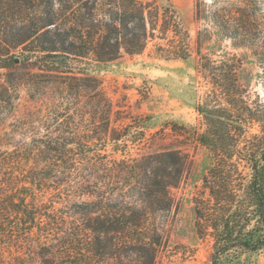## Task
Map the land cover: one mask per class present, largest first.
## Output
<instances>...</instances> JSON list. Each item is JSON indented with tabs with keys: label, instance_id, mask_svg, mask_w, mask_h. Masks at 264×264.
Segmentation results:
<instances>
[{
	"label": "trees",
	"instance_id": "obj_1",
	"mask_svg": "<svg viewBox=\"0 0 264 264\" xmlns=\"http://www.w3.org/2000/svg\"><path fill=\"white\" fill-rule=\"evenodd\" d=\"M171 6L168 11L145 0H0V68L12 70L0 82L1 112L14 105L31 74L59 83L65 99L61 95L58 100L66 108L81 109V116L86 112L84 92L91 90L98 118L86 131L87 139L77 137V112L61 120L55 111L43 134L15 144L0 140V264H28L31 230L38 219L34 208L45 206L64 187L79 190L80 199L87 197L76 205L86 211L132 210L88 212L87 229L93 232L88 250L106 249L107 240L120 245L113 240L128 239L140 255L137 264L154 263L159 228L142 220L140 210L171 208V188L181 181L186 155L166 149L134 159L100 158L99 144L119 142L123 132L111 129V102L99 77L83 65L89 59L108 62L144 51L159 22L161 32L173 33L168 44L158 46L161 55L190 57L189 34ZM256 10L240 0L220 28L234 45L253 47L262 56ZM219 57L201 53L198 64L210 88L196 106L206 124L197 139L213 160L202 178L207 197H195L197 231L213 240L212 264H254L251 257L264 250V102L259 95L256 103L250 100L249 89L240 82L242 59L232 52ZM33 84L39 91L46 86ZM69 236L72 241L80 233ZM66 242L68 251L73 249Z\"/></svg>",
	"mask_w": 264,
	"mask_h": 264
},
{
	"label": "rangeland",
	"instance_id": "obj_2",
	"mask_svg": "<svg viewBox=\"0 0 264 264\" xmlns=\"http://www.w3.org/2000/svg\"><path fill=\"white\" fill-rule=\"evenodd\" d=\"M145 1L168 8V11L174 9L171 4L175 6L189 34L191 56L182 59L161 55L158 46L168 44L173 33L161 32L159 22L144 51L123 53L108 62L89 59L83 65L87 73L99 77L111 102V129L123 132L119 142L110 140L106 146L99 144L100 158L119 161L166 149L182 151L186 155V164L181 181L171 188L173 205L167 210H140L141 219L159 228L160 241L157 236L154 238L157 250L153 264H212L213 240L198 233L195 212V197H207L202 178L213 160L210 149L197 139L206 124L196 106L210 88L209 80L198 71V64L201 53L214 59L227 52L236 53L243 62L239 79L249 89V99L256 103L259 95L264 102V0H246L257 6L254 23L260 25L255 32L260 36L259 45L263 46L259 50L262 56L255 54L253 47L234 45L233 39L221 31L220 23L229 19L231 10L240 4V0ZM34 70L38 71L36 67ZM11 72V69L0 68V82ZM27 79L30 84L20 88L15 106L9 103L6 110L3 109L5 111L0 110V140L15 144L30 140L36 133L43 134L53 122L51 117L55 111H60L61 120L77 112L78 116L74 115L77 137H90L86 131L98 120L94 117L91 90L84 92L81 104L86 112L81 116L82 110L75 109V105L66 108L61 100L65 99V94L59 83L47 76L31 74ZM33 83L46 86L39 91ZM61 95L63 97L58 100ZM256 129L257 125L252 131ZM79 193L77 189L64 187L56 192L55 198L46 200L45 206L34 208L38 219L31 230L28 264H137L140 255L133 248L135 242L128 239L113 240L120 245L107 240L104 241L108 244L106 249L88 250L93 239V232L87 229L89 218L85 216L88 212L95 216L114 212L130 214L132 210L86 211L76 206L87 199H80ZM73 232H79L80 236L71 241V236H67ZM66 241L73 247L70 251ZM140 258L145 260L146 256ZM251 259L254 264H264V250Z\"/></svg>",
	"mask_w": 264,
	"mask_h": 264
}]
</instances>
